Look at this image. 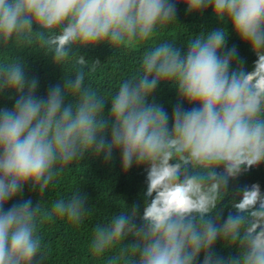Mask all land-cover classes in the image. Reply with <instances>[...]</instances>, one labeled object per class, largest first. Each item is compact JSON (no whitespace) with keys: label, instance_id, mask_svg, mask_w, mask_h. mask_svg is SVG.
Instances as JSON below:
<instances>
[{"label":"clouds","instance_id":"1","mask_svg":"<svg viewBox=\"0 0 264 264\" xmlns=\"http://www.w3.org/2000/svg\"><path fill=\"white\" fill-rule=\"evenodd\" d=\"M30 56L60 73L42 95ZM86 161L143 174L91 226V264H264V188L239 183L264 166V0H0V264H49L41 225L84 224L82 182L48 194Z\"/></svg>","mask_w":264,"mask_h":264},{"label":"trees","instance_id":"2","mask_svg":"<svg viewBox=\"0 0 264 264\" xmlns=\"http://www.w3.org/2000/svg\"><path fill=\"white\" fill-rule=\"evenodd\" d=\"M178 22L189 26L190 30H196V26L209 23L207 19L200 20L195 17L185 16L183 11L178 15ZM231 42V41H230ZM110 51L100 48L90 53L102 62L110 55ZM241 55L248 64L254 59L250 52L241 48ZM30 71L38 75L40 80L39 94H43L49 84L55 83L60 73L43 58L29 57ZM133 67V58H121L115 63H105L94 74V80L110 87L122 73L130 72ZM162 103L170 110V101L174 100V93L165 90L159 97ZM9 104L11 102H8ZM87 171L82 166H76L68 175L60 181L56 188L48 194V199H53L59 194L66 192L70 187L80 184L81 191L87 194L91 203L92 213L87 217L84 224L74 228L64 221H54L41 225L45 240L50 250L49 264H91L86 255V245L91 226L101 218L114 210L115 206L126 200L129 204L139 202L143 190V174L139 170H130L128 175L119 174L118 162L112 167L102 166L100 161H86ZM86 171V173H85ZM258 181L264 188V166L240 178L239 183H251ZM31 197L33 203L37 200L36 193L25 190V198ZM218 250L227 254V249Z\"/></svg>","mask_w":264,"mask_h":264}]
</instances>
